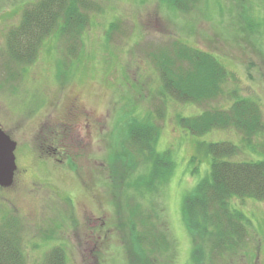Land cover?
<instances>
[{
  "label": "rangeland",
  "instance_id": "rangeland-1",
  "mask_svg": "<svg viewBox=\"0 0 264 264\" xmlns=\"http://www.w3.org/2000/svg\"><path fill=\"white\" fill-rule=\"evenodd\" d=\"M34 1L0 0V123L18 145L15 183L9 189L0 188V225L7 220L20 223L27 264H42L56 246L65 250L67 264H128L124 231L117 227L120 218L112 177L115 167L121 171L128 161V156L124 159L128 123L149 116L161 129L157 151L169 149L176 163L159 202L165 217L161 221L168 222L177 257L162 264H193L183 201L210 168L199 159L200 173L192 176L191 157L200 153L203 143L222 142L241 147L237 161L264 160V129L252 140L254 150H249L235 129L198 138L178 121L207 110L229 109L227 103L233 101L229 93L237 90L260 106L264 123V29L259 28L264 23V0H244L247 20L235 22L253 31L241 39L235 27L231 33L222 31L217 18L221 20L220 12L228 6L235 17L243 13L242 0H208L191 14L171 9L163 0L141 4L94 0L102 11L90 16L84 55L66 59V41L50 40L34 65L23 69L13 65L7 71V34L20 24L25 6ZM110 23L115 28L108 34ZM174 42L223 61L235 76L224 87L223 96L184 105L165 103L157 95L162 80L151 55L175 47ZM182 63L183 68L190 67ZM133 157L143 173L145 159L131 153L129 159ZM233 204L249 221L248 245L210 264H264V201L236 199ZM157 264H161L160 256Z\"/></svg>",
  "mask_w": 264,
  "mask_h": 264
},
{
  "label": "trees",
  "instance_id": "trees-1",
  "mask_svg": "<svg viewBox=\"0 0 264 264\" xmlns=\"http://www.w3.org/2000/svg\"><path fill=\"white\" fill-rule=\"evenodd\" d=\"M136 1L141 4L147 0ZM207 1L163 0L166 6L180 9L186 14H191ZM240 4V12L243 13L237 14V17L226 6V10L223 8L220 12L221 20L217 18L223 26L222 31L231 33L235 27V31L241 32L237 39L253 31H245L236 25L235 21L243 23L248 16L244 0ZM101 11L94 0H36L25 6L20 24L7 34L4 53L6 70L9 71L13 65L22 69L34 65L42 47L50 40L66 41V59L84 55V36L90 26V16ZM252 24L249 25L254 29ZM260 25L259 28L264 29V23ZM108 28V34H111L115 25L110 23ZM173 44L175 47L151 55L162 80L157 95L163 97L165 103L176 101L195 105L214 101L226 93L224 87L235 76L223 61L185 43ZM183 61L190 67L183 68ZM229 94L233 100L227 103L229 109L207 110L201 115L180 117L178 124L198 138L218 130L235 129L242 133L245 148L254 150L252 140L264 129L260 106L240 96L237 90ZM161 114V117L165 116V113ZM160 136L161 129L151 117H145V120L133 118L127 125L124 144V159L128 156V161L124 160L122 164L124 170L122 166L121 171L115 167L113 172L111 188L114 190L117 218H120L117 227L124 231L123 243L128 264H157L159 256L161 264L162 261L167 263L166 260L172 263L177 257L168 222L163 224L161 221L165 217L164 208L159 202L164 186L168 185L175 172L176 163L169 149L162 153L157 151ZM48 145L50 143L45 146ZM240 151L241 147L232 143H203L199 147L200 153L190 159L189 164L194 166L192 176L200 173L199 159L207 161L210 168L195 188L186 193L183 201L182 216L193 244V264H210L218 258L224 260L248 245L249 221L241 210L234 207L233 201H264V160L237 161L235 158ZM131 153L145 159L143 173L136 157L129 159ZM21 230L20 223L14 224L8 220L0 225V264H27ZM42 264H67L65 250L58 246L51 248Z\"/></svg>",
  "mask_w": 264,
  "mask_h": 264
},
{
  "label": "water",
  "instance_id": "water-1",
  "mask_svg": "<svg viewBox=\"0 0 264 264\" xmlns=\"http://www.w3.org/2000/svg\"><path fill=\"white\" fill-rule=\"evenodd\" d=\"M17 143L7 135L0 123V188L9 189L15 183L18 170L16 158Z\"/></svg>",
  "mask_w": 264,
  "mask_h": 264
}]
</instances>
